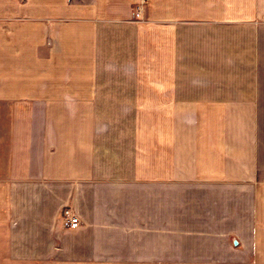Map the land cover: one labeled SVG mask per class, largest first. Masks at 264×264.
Masks as SVG:
<instances>
[{
	"label": "crops",
	"instance_id": "0c3cea01",
	"mask_svg": "<svg viewBox=\"0 0 264 264\" xmlns=\"http://www.w3.org/2000/svg\"><path fill=\"white\" fill-rule=\"evenodd\" d=\"M0 264H264V0H0Z\"/></svg>",
	"mask_w": 264,
	"mask_h": 264
},
{
	"label": "built area",
	"instance_id": "2783aa9c",
	"mask_svg": "<svg viewBox=\"0 0 264 264\" xmlns=\"http://www.w3.org/2000/svg\"><path fill=\"white\" fill-rule=\"evenodd\" d=\"M144 1L139 3L136 12H134V18L138 20L140 18L142 6H144ZM61 224L64 229H75L80 224L79 220L71 214L70 210H64L61 215Z\"/></svg>",
	"mask_w": 264,
	"mask_h": 264
},
{
	"label": "rangeland",
	"instance_id": "374dc122",
	"mask_svg": "<svg viewBox=\"0 0 264 264\" xmlns=\"http://www.w3.org/2000/svg\"><path fill=\"white\" fill-rule=\"evenodd\" d=\"M137 6H139V4H138V5H136V7L134 8V12H136ZM144 7H145V5H144V6H142V10H141V12L143 11ZM139 19H140V18H139ZM139 19H138V20H139Z\"/></svg>",
	"mask_w": 264,
	"mask_h": 264
}]
</instances>
